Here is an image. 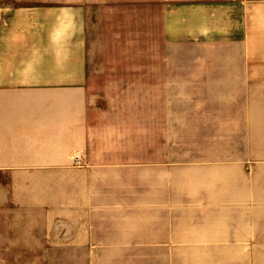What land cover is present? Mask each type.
<instances>
[{
	"label": "crops",
	"instance_id": "obj_1",
	"mask_svg": "<svg viewBox=\"0 0 264 264\" xmlns=\"http://www.w3.org/2000/svg\"><path fill=\"white\" fill-rule=\"evenodd\" d=\"M95 3L141 14L148 51L157 4L170 42L222 39L232 52L206 58L223 62V70L191 73L214 79L203 89H184L177 82L183 71L152 74L150 53L142 55L143 85L102 86L134 73L105 68L92 75L81 3L15 7L8 15L0 2V264H22L24 253L92 255L88 264H98L99 255L136 254L246 264L247 255L263 254L264 134L257 127L264 119L253 118L252 148L232 149L228 131L221 147L184 151V118L217 126L246 118L231 117L226 107L183 111L182 97L168 108L166 95L224 93L246 78H264V0ZM130 18L110 24L109 61L134 60L124 50L135 42ZM152 76L159 85L150 84ZM167 77L174 86L162 84ZM104 93L155 96L132 108L116 99L105 106ZM168 126L179 134H168Z\"/></svg>",
	"mask_w": 264,
	"mask_h": 264
},
{
	"label": "rangeland",
	"instance_id": "obj_2",
	"mask_svg": "<svg viewBox=\"0 0 264 264\" xmlns=\"http://www.w3.org/2000/svg\"><path fill=\"white\" fill-rule=\"evenodd\" d=\"M0 2L1 4L4 2L8 6V15L15 7L31 10L39 7H64L81 3L86 10L89 66L92 75L94 76L98 73L95 70L105 68L114 71L123 68L124 70L130 69L134 73V76L129 78L103 79L102 86L105 84L111 85L112 83L134 86L143 85V78L141 76L143 70L142 55L143 53H150L151 61L149 65L151 66L152 74L156 73L159 69L167 71L168 74L174 73L175 70L183 71V77L177 79V82L182 81L179 84H182L184 89L196 87L203 89V87L211 86L214 79L200 76L199 74H195L192 77L191 73H206L207 71L213 73L223 70V62L207 61L206 58L208 55L216 56L232 52V49L225 45L222 39L183 41L178 44L170 42L167 38H164L162 12L157 4L151 5L150 51H148V47L146 45L145 47L143 46L142 15L138 14L137 11L133 15H128L127 13H123L124 10L121 7L112 8L111 5L97 4L95 0H0ZM128 16H131L129 21L133 18L135 42L134 45L124 50L128 51L129 56L132 54L134 60L125 63L109 61V51L112 46L110 24L113 20L118 21V19ZM118 50L121 52L120 49ZM158 55H161L160 61L156 57ZM103 62L104 67L102 65ZM100 73L102 72L99 71ZM159 80V78L152 76L150 84L159 85ZM96 81L97 79L92 77V90L99 88ZM174 81H176L174 77H167L162 84L174 86ZM229 84L234 85L232 83ZM225 85L227 86L228 84ZM224 89L227 92L166 95L168 108H174V97H179V99L182 97L183 111L190 112L192 108L196 111H204V109L209 107H226L228 110L230 109L231 117L246 118L240 124L233 125L232 122L230 126L208 124L209 119L206 120V118H198V124L196 125L195 120L184 118V124L181 128L183 138L182 148L184 151L214 150L217 147H221L223 143L218 140H221L222 134L228 131L231 137L230 144L232 149L237 150L245 146L247 148L253 147V142L256 138L254 135L256 125L253 123V118L264 119V78L249 77L245 79V84H241L240 87L227 86ZM153 96L155 95H143L141 93H104L100 94L99 99L105 106L110 104L111 99H116L118 101L135 103L132 108H138V102H142L144 97L152 98ZM251 118L252 120L250 121L249 119ZM258 126V134H264V124H258ZM179 132L180 128L178 126H168V134L174 135L177 133L178 135ZM29 176L24 175V178H28ZM7 180H11L9 175H7ZM89 256L92 257V255L82 254L24 253L22 255V264H88ZM197 256L199 255H99V258L102 257V259L99 260L98 264H202L197 260ZM173 257L176 258L175 262L172 259ZM246 264H264V253L260 255H247Z\"/></svg>",
	"mask_w": 264,
	"mask_h": 264
}]
</instances>
